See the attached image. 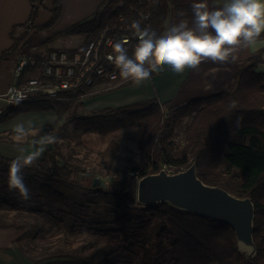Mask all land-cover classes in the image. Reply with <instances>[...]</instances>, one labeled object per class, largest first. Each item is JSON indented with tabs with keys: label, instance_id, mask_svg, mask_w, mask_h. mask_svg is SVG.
<instances>
[{
	"label": "trees",
	"instance_id": "trees-1",
	"mask_svg": "<svg viewBox=\"0 0 264 264\" xmlns=\"http://www.w3.org/2000/svg\"><path fill=\"white\" fill-rule=\"evenodd\" d=\"M29 2L30 17L15 27L13 44L0 54V61L18 63L34 56L40 66L45 54L57 51L31 52L30 36L53 28L62 16V6L58 0H53L50 9L46 0ZM47 10L49 18L38 22L41 12ZM169 11L168 0H109L91 18L70 29L71 35L81 36L83 41L67 51L70 56L85 51L92 39L114 26L111 35H117V41L130 35L134 48L138 41L133 21L150 13L149 29L162 34L167 30ZM262 52L233 62L235 80L226 91L177 107L154 98L79 116L80 106L75 102L107 82L100 78L80 92H67L62 100L10 105L0 114V124L35 111L55 112L59 118L50 134L53 148L46 145L43 158L34 159L22 170L30 199H22L10 188V166L15 159L0 153V228L31 229L16 245L31 238L34 246L24 254L35 264H63V259H69L65 264H264V74L256 71L264 63ZM232 101H236L235 107ZM182 125L184 137L179 141L176 130ZM129 128L141 131L139 160L130 171L114 168L121 150L115 139L104 152L108 165L97 170H88L89 165L73 147L75 138L74 145L80 146L87 144L89 136L102 140ZM0 139L10 138L3 135ZM61 141L67 142V150H62ZM194 162L206 184L252 200L255 258L247 259L239 250L230 225L179 211L167 203H138L137 178L131 173L141 179L165 167L187 169ZM101 175L113 178L106 188L94 183ZM84 234L88 236L82 239L81 255H75L77 242L71 238Z\"/></svg>",
	"mask_w": 264,
	"mask_h": 264
},
{
	"label": "crops",
	"instance_id": "crops-1",
	"mask_svg": "<svg viewBox=\"0 0 264 264\" xmlns=\"http://www.w3.org/2000/svg\"><path fill=\"white\" fill-rule=\"evenodd\" d=\"M108 1L109 0H58L63 8L60 20L49 30L32 33L30 36L32 47L41 48L45 46L57 51L76 48V46H78L77 41L79 43L81 39L79 40L78 35H71L69 33L70 29L74 25L91 18ZM193 2H201V0H168L170 11L167 29L179 23L181 20L191 21V5ZM45 3L47 9L52 8L53 0H46ZM207 3L211 7L214 4L219 5L222 3V0H207ZM31 10L32 7L29 0H0V54L11 48L13 44L11 33L14 31L15 27L23 25L28 21ZM43 14V19L46 21L50 14L48 10L43 11L40 17ZM262 34L264 35V33ZM66 37H68L70 41L72 38H78V40L75 41L76 44L74 46L64 47L61 43H64ZM261 50L263 51L262 57L264 59V37L257 39L256 42L250 46H241L238 48L234 53L236 56L235 61H245ZM44 51H46V49ZM16 63L10 60L0 61V96L4 95L8 88L16 82ZM256 71L264 74V63L259 64ZM234 80L235 70L231 59L224 63L206 61L197 69H188L183 74H176L165 67L160 72L153 73L147 80L134 82L128 79L125 88L96 98L92 111L109 107L118 108L148 101L151 100V98H158L160 102H162V100L171 102V107H177L193 99L206 98L222 93L233 84ZM123 82L124 81H122L121 84H123ZM175 82H178V87L172 89ZM117 85H120V83ZM111 89L113 88L100 85L95 88L93 94L96 95L97 92ZM8 107L9 104L3 98H0V114L6 111ZM1 128H6V124L0 126V129ZM10 132L15 133L13 129H11ZM7 134L8 133L0 132V138ZM15 140L0 139V142L4 143L0 145V153L7 158L16 159V155L19 151L15 143H22V141ZM43 156L44 154H42L41 158H43ZM30 231V228L23 231L0 228V264H35L24 254L27 251L31 252L30 248L34 246L30 242L31 238L24 241L20 247L16 245V242ZM68 261L69 259L62 260L63 264Z\"/></svg>",
	"mask_w": 264,
	"mask_h": 264
},
{
	"label": "clouds",
	"instance_id": "clouds-1",
	"mask_svg": "<svg viewBox=\"0 0 264 264\" xmlns=\"http://www.w3.org/2000/svg\"><path fill=\"white\" fill-rule=\"evenodd\" d=\"M191 8L190 22L181 20L162 34L141 28L138 21H133L131 26L138 33V42L132 55L128 54V42L118 40L112 45L114 55L108 57L120 77L140 82L165 67L183 74L206 61L234 62L238 48L254 44L264 33V0H222L211 7L207 0H201L193 2ZM235 105L236 101H232V106ZM241 120L242 117L238 118L237 124ZM14 132L17 138L25 135V126L17 124ZM51 142L47 137L42 140V143ZM37 155L39 152L22 154L10 166L9 186L24 200L30 199V189L24 183L22 170Z\"/></svg>",
	"mask_w": 264,
	"mask_h": 264
},
{
	"label": "built area",
	"instance_id": "built-area-1",
	"mask_svg": "<svg viewBox=\"0 0 264 264\" xmlns=\"http://www.w3.org/2000/svg\"><path fill=\"white\" fill-rule=\"evenodd\" d=\"M150 19L149 13L142 15L139 22L145 28H149ZM116 27L106 28L90 41L85 51L73 56H70L67 50L52 51L45 54L40 66L34 56L21 58L15 68L16 82L0 98H3L9 106L38 100H62L67 96V92H80L85 87L92 86L96 78L107 79L105 83L109 86L122 82L123 78L120 77L119 70L108 59L110 55H114L112 45L117 41V35L113 36L111 33ZM122 40L128 42L126 47L131 56L134 49L131 46L132 37L125 35ZM135 41H138L137 32ZM164 169L169 173L184 170L174 171L167 167ZM131 176H135L138 183V174L131 173Z\"/></svg>",
	"mask_w": 264,
	"mask_h": 264
},
{
	"label": "water",
	"instance_id": "water-1",
	"mask_svg": "<svg viewBox=\"0 0 264 264\" xmlns=\"http://www.w3.org/2000/svg\"><path fill=\"white\" fill-rule=\"evenodd\" d=\"M48 146L53 148L52 143ZM94 183L108 187L100 179H95ZM137 200L142 206L167 203L179 211L230 225L236 233L239 250L245 257L249 259L257 256L254 241L255 207L252 200L237 197L223 187L203 182L199 178L196 162L178 173H169L163 168L158 173L139 179Z\"/></svg>",
	"mask_w": 264,
	"mask_h": 264
},
{
	"label": "rangeland",
	"instance_id": "rangeland-1",
	"mask_svg": "<svg viewBox=\"0 0 264 264\" xmlns=\"http://www.w3.org/2000/svg\"><path fill=\"white\" fill-rule=\"evenodd\" d=\"M44 14L38 18V22H43L45 19H43ZM79 40L81 39V42L77 44L78 46L81 45L83 41V37L79 36ZM78 38H72L71 41L69 40L68 37L64 39V43H61L62 46L67 47V46H74L76 43L75 41L78 40ZM76 46V47H78ZM49 49V47L42 46L41 48L31 49V52H37V51H44V50ZM50 50V49H49ZM155 76V75H153ZM123 85L121 84L122 82H119L120 85H117V83L114 86H109L104 83L103 85L109 86L113 89L108 90V91H102V92H97L96 95L93 94L95 91V88H93L90 93L87 95L81 96L76 102L75 105H79V111L78 114L79 116H84L87 115L88 113L93 112L94 108V102L96 101V98H99L105 94L115 92L119 89H123L127 86L128 79L125 80L123 79ZM137 84V83H136ZM178 87V82H175L173 84L172 89H176ZM97 88V87H96ZM148 89V88H147ZM152 90V89H151ZM93 94V95H92ZM146 96V95H144ZM152 99V98H151ZM148 100V99H144ZM147 102V101H143ZM163 103H166L167 101L162 100ZM109 108H114V107H109ZM107 109V108H105ZM58 114L55 112H27L20 114L2 124L0 126L6 124V128H1L0 132L2 133H8L7 135L9 136L10 139L13 141L16 139L18 141H22V143L17 142L15 143L18 146V151L19 153L16 155V158L18 156H21L22 154H31L33 152H39V155L36 156L35 159H39L42 157V154H45L46 152V145L48 146L49 143H42L43 138L47 137L50 139V134L53 131V126L55 123L58 121ZM65 117H63L62 120H64ZM17 124H23L26 129V134L17 138V134L10 132L11 129L14 130L15 126ZM185 125H182L179 127L178 130H176L177 134V140L182 141L184 135H183V130L185 129ZM72 130V127L70 128V131ZM141 131L136 128H129L126 130H123L119 133L113 134L108 136L106 139H100L97 135L89 136L87 139V144H82L80 146L74 145L76 142V138L72 140L73 147L75 148L76 154H78V157L80 160H85L84 163L85 165H89L87 168L88 170H97L99 168H103L104 166L108 165V157L105 156V150L109 146L110 142L115 139L117 140L120 145H121V150L120 153L118 154L117 160L114 164V168H123L126 171H130L132 168V165L134 164V161L139 160V151H138V139L140 136ZM15 138V139H14ZM9 139V140H10ZM15 140V141H16ZM4 143L0 142V145H3ZM53 144V143H52ZM61 145H64V149L67 150V142L61 141ZM40 149H43L40 151ZM86 158H88L86 160ZM185 170V169H184ZM176 171V170H175ZM97 178H100V180L104 181L107 185L109 181H112L113 178L111 176H106V175H101L98 176ZM106 188V187H105ZM88 235L84 234L75 238L71 239H76V249L77 251L74 253L75 255H81L80 249L81 246L83 245L82 239L86 238Z\"/></svg>",
	"mask_w": 264,
	"mask_h": 264
}]
</instances>
